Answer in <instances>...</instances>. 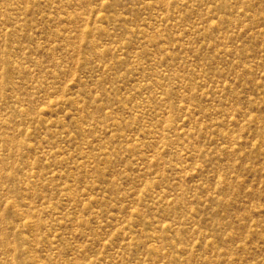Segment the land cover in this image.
Returning a JSON list of instances; mask_svg holds the SVG:
<instances>
[{"label":"rangeland","instance_id":"374dc122","mask_svg":"<svg viewBox=\"0 0 264 264\" xmlns=\"http://www.w3.org/2000/svg\"><path fill=\"white\" fill-rule=\"evenodd\" d=\"M0 264H264V0H0Z\"/></svg>","mask_w":264,"mask_h":264}]
</instances>
